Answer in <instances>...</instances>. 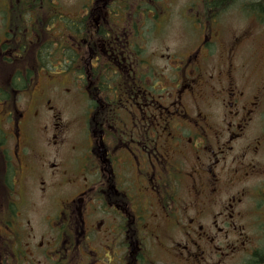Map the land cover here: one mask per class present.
<instances>
[{
    "label": "flooded vegetation",
    "instance_id": "1",
    "mask_svg": "<svg viewBox=\"0 0 264 264\" xmlns=\"http://www.w3.org/2000/svg\"><path fill=\"white\" fill-rule=\"evenodd\" d=\"M178 1L0 0V264H264V0Z\"/></svg>",
    "mask_w": 264,
    "mask_h": 264
},
{
    "label": "rangeland",
    "instance_id": "2",
    "mask_svg": "<svg viewBox=\"0 0 264 264\" xmlns=\"http://www.w3.org/2000/svg\"><path fill=\"white\" fill-rule=\"evenodd\" d=\"M73 0H63V3H68ZM185 0H179L178 4H184ZM254 0H239V8L240 12L236 11L234 13H228L224 14V27L222 28L224 35H226L230 30L233 31H241L242 29H245L246 27H250V17L249 11L245 10L241 7V5H245L249 2V4H254ZM257 1V0H256ZM163 1H161L162 3ZM164 3V2H163ZM175 11V10H174ZM188 25L195 26V24L188 22ZM185 28H182V25L178 23L177 16H171L169 19L168 26L165 28L164 33L161 35L162 38L165 40V43L170 46V48L177 47L182 43L181 47H186V41L185 39ZM253 30L256 32H259V37L254 39L255 45H260L261 42H264V37H261V34H264V23L263 26H257L256 24L253 26ZM59 112L61 113L64 123L66 124L67 131L65 132V139L64 142L60 147V151L63 157L69 156L73 148L75 149H81V146L79 144L78 133L77 130V122L75 118H78V109L72 105L70 102L63 103L60 108H58ZM81 112V111H80ZM75 117V118H74ZM62 120V119H61ZM44 122V120L41 122V124ZM38 124H34V126H37ZM0 128H3L5 132H7L9 135L11 134V131L8 129V125L5 123H0ZM40 130L39 128H31L29 130H23V135H30L37 139L40 136ZM12 133H14V129L12 130ZM10 142L13 144V138H10ZM11 147L13 145H10ZM70 159V156L68 157ZM65 166V165H64ZM75 166H67V168Z\"/></svg>",
    "mask_w": 264,
    "mask_h": 264
}]
</instances>
